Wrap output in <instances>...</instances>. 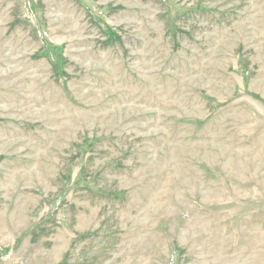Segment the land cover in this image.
<instances>
[{"label": "rangeland", "instance_id": "374dc122", "mask_svg": "<svg viewBox=\"0 0 264 264\" xmlns=\"http://www.w3.org/2000/svg\"><path fill=\"white\" fill-rule=\"evenodd\" d=\"M0 264H264V0H0Z\"/></svg>", "mask_w": 264, "mask_h": 264}]
</instances>
